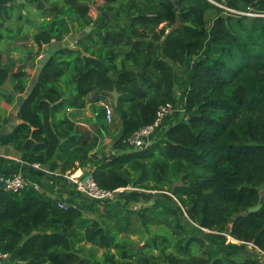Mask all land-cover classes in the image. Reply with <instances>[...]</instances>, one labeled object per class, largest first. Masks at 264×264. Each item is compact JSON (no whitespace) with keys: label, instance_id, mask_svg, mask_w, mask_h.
Here are the masks:
<instances>
[{"label":"trees","instance_id":"1","mask_svg":"<svg viewBox=\"0 0 264 264\" xmlns=\"http://www.w3.org/2000/svg\"><path fill=\"white\" fill-rule=\"evenodd\" d=\"M29 4L42 12L41 21L19 6L0 7V42L17 13L18 21L31 22L38 48L14 59L9 53L19 48L9 32L10 52L0 50V147L58 173L65 184V175L82 171L100 189L115 192L113 206L123 212H108L110 200L84 199L74 184H66L69 194L89 208H61L58 199L33 186L1 191L0 251L8 254L7 263L264 264V206L249 212L264 192V0ZM67 25L85 36L59 49L25 99L35 77L28 67H36L45 46L66 40ZM177 70L186 78L180 95ZM115 89L121 128L116 153L107 154L97 149L91 131L65 114L83 109L92 95L89 112L103 137L110 124L102 104L113 102ZM167 104H181L184 111L168 128L163 121L146 149L131 147L128 140L152 125ZM4 106L20 107L17 117L24 123L13 132L7 129L11 109ZM125 189L131 196L157 192L161 204L130 208ZM97 206L103 212L96 213ZM206 230L243 245L216 246Z\"/></svg>","mask_w":264,"mask_h":264},{"label":"rangeland","instance_id":"2","mask_svg":"<svg viewBox=\"0 0 264 264\" xmlns=\"http://www.w3.org/2000/svg\"><path fill=\"white\" fill-rule=\"evenodd\" d=\"M31 0H0V7L4 6V5H8V6H19V10L17 7H15L13 9V13H16L17 10L20 11V9H24V14H26L28 16L29 19H33L35 22H39L42 20V12L38 11L36 9V7L32 4H29ZM176 1V0H175ZM102 3V0H98V4ZM91 15L92 16H96V10L94 7L91 8ZM17 16V13L16 15L14 14L13 15V18L11 20H8L6 22V29L7 30H4L2 32V34L4 35L3 36V40L0 42V50L3 51L4 53H9L10 52V47H11V44L7 41L8 39V36L9 35V32H15V41L14 43L12 44L13 45V48L15 47H18L19 50H14V52L11 51L10 56L14 57V59H26L28 58V53L29 51H33L34 54L37 53V47L36 45L34 44L33 40H32V34L34 32V27L32 26L31 22L28 20V21H18L16 18ZM41 16V17H40ZM21 28V29H19ZM17 30H19V33H17ZM63 33H64V36L66 39L70 38V37H74V36H77L79 35V31H78V28L76 25H67L63 28ZM17 35V36H16ZM10 41V40H9ZM72 45V44H70ZM52 46H45L44 49H43V52L41 57L44 55V53L50 49ZM40 53V54H41ZM40 57V58H41ZM39 58V59H40ZM37 64H38V61L36 62V67H33V66H30L28 67V71L31 73V75H34L35 72H36V69H37ZM178 72L181 71V70H177ZM182 73H183V70H182ZM110 104H111V100H110ZM5 109H11V111L13 110L12 108H9L7 106H4ZM179 107V106H178ZM11 111H9V113H11ZM64 110H61L58 114H57V117H61L62 115H64ZM115 117V115H114ZM113 117V118H114ZM92 122H94V119L92 118L91 119ZM170 125L167 124L166 127L168 128ZM116 138L113 139V142L115 141ZM113 142H110L109 144H113ZM108 145L107 144V139H102V142L100 144V147H99V151L102 150V151H105V153L107 154H112L110 152V148H107L109 146H106ZM124 191V190H122ZM125 191H128L126 197L127 199L125 200V204L130 207V208H135L139 205H142V204H146L148 206H154V205H160L161 202L158 201L159 200V197H156L155 195H160V194H156L157 192H145V191H139L137 193H140V195H135L133 194L131 196V193L129 192V190L125 189ZM162 194H166L168 196H171V198L173 199V201H175V199L173 198V196L169 193H162ZM117 196H114L113 199H110V203H112L111 205H108L106 207V210H108V212H115V213H122L123 212V209L122 207H114L113 205H117ZM113 206V207H112ZM95 208V212L96 213H101L103 212L100 207L97 206L94 207ZM101 211V212H99ZM206 237H207V240L209 242H211L212 244L216 245V246H219V247H223V246H228V247H232V245H234V247H241L243 244L240 243V242H237L235 241L234 239H232L231 237L229 236H225V235H220L218 233H215V232H211L209 230H206ZM215 235V236H214ZM132 238L135 240V241H138V236H132ZM140 248H143L144 245L143 243H140L138 245ZM250 248L252 246H249ZM102 254V251H100V253L98 254L99 256H101ZM264 262V260H263Z\"/></svg>","mask_w":264,"mask_h":264},{"label":"crops","instance_id":"3","mask_svg":"<svg viewBox=\"0 0 264 264\" xmlns=\"http://www.w3.org/2000/svg\"><path fill=\"white\" fill-rule=\"evenodd\" d=\"M178 73V90L179 95L185 92L186 87V78L184 77V74L179 71ZM188 86V84H187ZM92 95H89L86 97L85 102L86 105L83 109L78 110L77 108H68L66 110V114L68 117H70L72 120H74L78 126L83 127L84 129H87L88 131L92 132V135L98 138V146L97 149H99L100 144L102 142V139H107V148H110L111 153H116V149L114 148V142L113 139L119 136L121 124L117 116L114 117L112 120L113 127L111 126L112 122H109L107 120L106 124H110L106 130L103 131V137H101L100 133L98 132L97 128L94 125V122H92L91 118L92 115L89 112L91 107V100ZM110 104V101L107 102ZM111 104L114 106V100L111 101ZM183 105V104H182ZM177 109H180L178 112H183L184 109L181 107V104L178 105ZM12 112V111H11ZM177 112V113H178ZM11 113H9L10 115ZM176 114V113H175ZM171 115L167 117L163 124L167 122L170 125L171 121L176 118V116ZM63 116V115H62ZM61 116V117H62ZM59 117V119L61 118ZM162 124V125H163ZM12 126V123L8 126L7 129L10 131V127ZM110 142H113V144H109ZM153 143V142H152ZM151 143V144H152ZM48 169H45L42 167V169H35L32 165L27 164L21 160L20 154L15 151L12 147H0V175L1 176H8L13 174H22L25 179L28 181L29 186L35 187L38 191L45 193L48 196H51L53 198L58 199L60 202L66 204L67 206L69 204H72L76 207L85 209L89 208L88 203L83 201L82 199H78L75 196H72L68 192V188L66 187V184L69 186H72V183L68 180V182L65 184L64 182H59L55 177L59 176L58 173H49L47 171ZM9 262V261H8ZM10 264V262H9ZM50 264V263H47Z\"/></svg>","mask_w":264,"mask_h":264},{"label":"built area","instance_id":"4","mask_svg":"<svg viewBox=\"0 0 264 264\" xmlns=\"http://www.w3.org/2000/svg\"><path fill=\"white\" fill-rule=\"evenodd\" d=\"M252 15V14H251ZM105 108L106 118L109 122H112L113 117L115 115L114 107L111 104L104 103L102 104ZM180 109H177L172 104H167L160 108L157 113L156 121L149 126L144 127L143 129L137 131L129 140L128 144L136 150H144L149 145H151V138L156 133V131L160 128L162 122L167 117L174 115ZM35 169H42L39 164L32 165ZM49 171V170H47ZM49 173H51L49 171ZM65 177L74 185H76L78 191L82 194L87 193L93 196L96 200H110L113 199L115 192H109L100 189L93 178L91 176L84 175L82 171H76L71 174L65 175ZM29 186L28 181L22 174H13L8 176L0 175V192L5 191L9 193H19L26 189ZM59 207L67 209V205L59 202ZM8 254H5L0 251V264H8L7 263Z\"/></svg>","mask_w":264,"mask_h":264},{"label":"water","instance_id":"5","mask_svg":"<svg viewBox=\"0 0 264 264\" xmlns=\"http://www.w3.org/2000/svg\"><path fill=\"white\" fill-rule=\"evenodd\" d=\"M177 5V4H176ZM189 26H191V24H188ZM91 27L88 28L87 32L91 31ZM85 33L81 34V35H77L74 37H70L68 39H66L64 42L61 43V45H53L50 49H48L44 55L38 60V64H37V69L35 72V77L33 78V81L30 84L29 89L27 90L26 95L24 96V98H28L29 95H31L32 91L34 90L36 84L38 83L39 77L41 75V72L43 70V68L45 67V65L51 60V58L59 51V49L62 48H66L68 47L70 44H74L76 41H78L80 38L84 37ZM111 95L113 96V100H114V104L117 107L118 106V102H119V98H120V93L115 89L113 92H111ZM20 110L19 106H16L10 116L14 119L12 122V126L10 127V132H13V128L14 126H16L17 124H23L24 121L19 119L17 117L18 112ZM34 130V129H32ZM73 135V134H72ZM133 189V188H132ZM82 197L84 199H88L90 201H94L95 199L93 198V196L87 194V193H83ZM264 206V192L261 193V198H260V202L256 207H253L249 210L250 213L253 212H257L259 211L262 207Z\"/></svg>","mask_w":264,"mask_h":264}]
</instances>
